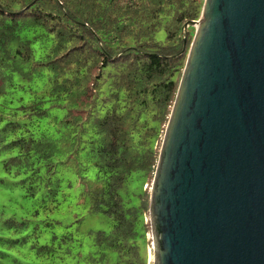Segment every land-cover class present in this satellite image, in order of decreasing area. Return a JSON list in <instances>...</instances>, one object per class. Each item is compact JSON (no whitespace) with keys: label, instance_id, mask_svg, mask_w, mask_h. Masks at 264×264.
Segmentation results:
<instances>
[{"label":"trees","instance_id":"obj_1","mask_svg":"<svg viewBox=\"0 0 264 264\" xmlns=\"http://www.w3.org/2000/svg\"><path fill=\"white\" fill-rule=\"evenodd\" d=\"M204 1L0 0L5 168L26 175L27 193L44 189L54 202L73 172L81 202L113 221L96 245L117 264H141L137 237L141 221L148 231L150 198L146 190L131 206L123 190L134 173L155 174L185 37H194L184 25L200 18Z\"/></svg>","mask_w":264,"mask_h":264},{"label":"water","instance_id":"obj_2","mask_svg":"<svg viewBox=\"0 0 264 264\" xmlns=\"http://www.w3.org/2000/svg\"><path fill=\"white\" fill-rule=\"evenodd\" d=\"M190 26L151 186L149 264H264V0H205Z\"/></svg>","mask_w":264,"mask_h":264},{"label":"rangeland","instance_id":"obj_3","mask_svg":"<svg viewBox=\"0 0 264 264\" xmlns=\"http://www.w3.org/2000/svg\"><path fill=\"white\" fill-rule=\"evenodd\" d=\"M193 27L195 34L196 26ZM156 36L158 40H165L164 28ZM190 45L187 39L186 50ZM14 96L20 95L15 92ZM2 149L0 264H117L115 260L103 256L96 245L98 232L111 231L113 221L103 212L90 211L89 205L81 202V187L77 176L73 172L68 173L55 202L45 195L44 189H37L31 195L27 193L23 182L26 175L18 173L15 167L11 171L5 168L12 150ZM96 171L92 167L89 173L94 177ZM153 178L147 179L141 173L133 174L127 188L123 190L129 205L139 206L146 190V198H150ZM147 212L148 231L144 220L141 221L137 237L141 264L150 263L152 248L151 224Z\"/></svg>","mask_w":264,"mask_h":264},{"label":"bare ground","instance_id":"obj_4","mask_svg":"<svg viewBox=\"0 0 264 264\" xmlns=\"http://www.w3.org/2000/svg\"><path fill=\"white\" fill-rule=\"evenodd\" d=\"M151 256H152V254H151Z\"/></svg>","mask_w":264,"mask_h":264}]
</instances>
